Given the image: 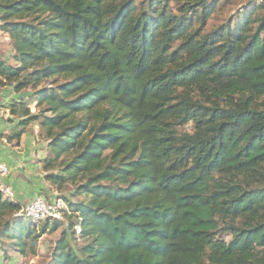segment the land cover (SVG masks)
Segmentation results:
<instances>
[{
  "label": "trees",
  "instance_id": "16d2710c",
  "mask_svg": "<svg viewBox=\"0 0 264 264\" xmlns=\"http://www.w3.org/2000/svg\"><path fill=\"white\" fill-rule=\"evenodd\" d=\"M249 5L205 33L220 0H0V82L31 90L15 138L39 121L45 180L84 197L53 264H264V2ZM23 206L0 192V216ZM25 219L0 229L24 255Z\"/></svg>",
  "mask_w": 264,
  "mask_h": 264
},
{
  "label": "rangeland",
  "instance_id": "374dc122",
  "mask_svg": "<svg viewBox=\"0 0 264 264\" xmlns=\"http://www.w3.org/2000/svg\"><path fill=\"white\" fill-rule=\"evenodd\" d=\"M256 1H258L259 3L264 2V0ZM250 2L251 0H220V7L210 18L208 25L204 29V32L207 33V31H211L219 26L226 25L228 22H235V19L241 13L242 9H248L251 7L249 5ZM262 13H264V10ZM7 43L8 42L5 40V38H2V36H0V47H3L0 50V53H2V55H5V52H12L11 44L9 43V47ZM31 111L32 113H39V110H37L35 107L33 108V106H31ZM38 123V121L31 123L30 127H27V131H25L26 135H34V129L36 127L35 125H37ZM184 130L187 132H193V125L189 124L185 126ZM39 133L40 130L38 132V143H40L38 147V156L41 159L44 157V155H49V141L46 138L41 137ZM41 162L42 159L40 160V164ZM44 174L46 175V172H44ZM52 188L51 192H53V194L55 193V195H57L58 197H61L66 205L60 213V218L57 219L61 222V224L54 227L55 220L43 221L39 223L38 227L35 230L36 234L39 235L37 239V245L34 250L31 251V244L28 240L29 244L26 247L27 252L25 255L21 254L19 251L15 250L12 247L13 242H11L10 239H7V237L5 238V236H0V264H53L58 241L63 237L65 230L69 227V224L72 221L76 220V218H74L73 216V211L68 200L76 202L83 200L84 197L78 196L74 192L75 185H72L70 183L67 184L62 190H56L55 185H52ZM4 198L11 199L5 195ZM24 207L25 205L23 206V208ZM18 217L24 218L20 215V212L19 214H12L10 212H7L4 216H0V229L7 220H15ZM28 220L29 219H27L26 217L24 221L25 225L28 224ZM46 223L48 224L45 225ZM80 232L81 228L78 225L77 232L75 233L74 238H71V244L73 245V247L80 246V244L84 241L82 238H80ZM218 237H222L227 241L231 240V235L223 231L221 232V230L218 232Z\"/></svg>",
  "mask_w": 264,
  "mask_h": 264
},
{
  "label": "crops",
  "instance_id": "0c3cea01",
  "mask_svg": "<svg viewBox=\"0 0 264 264\" xmlns=\"http://www.w3.org/2000/svg\"><path fill=\"white\" fill-rule=\"evenodd\" d=\"M0 36L5 38L9 45V37L1 31ZM2 48L0 47V50ZM11 54L5 52L6 58L10 59ZM30 91V89L17 91L15 84L0 82V163L6 164L10 170L3 178V184L14 193V197L10 200L19 201L23 205L40 195L51 199L56 197L55 193L51 192L52 185L45 180L40 164V160L46 156L41 159L38 156L40 122L35 125L34 135L25 133L30 124L28 128H24L20 139L15 138L22 118L10 112V105L14 101L29 100ZM29 106L34 108L36 103H31Z\"/></svg>",
  "mask_w": 264,
  "mask_h": 264
},
{
  "label": "built area",
  "instance_id": "2783aa9c",
  "mask_svg": "<svg viewBox=\"0 0 264 264\" xmlns=\"http://www.w3.org/2000/svg\"><path fill=\"white\" fill-rule=\"evenodd\" d=\"M9 171L6 164L0 163V192L9 198H13V191L3 184V178ZM65 206V202L61 197L51 199L40 195L29 201L20 211V215L39 224L43 221L60 218V213Z\"/></svg>",
  "mask_w": 264,
  "mask_h": 264
}]
</instances>
